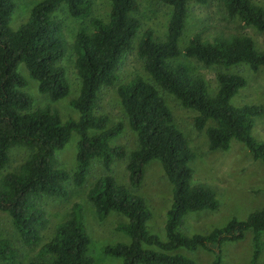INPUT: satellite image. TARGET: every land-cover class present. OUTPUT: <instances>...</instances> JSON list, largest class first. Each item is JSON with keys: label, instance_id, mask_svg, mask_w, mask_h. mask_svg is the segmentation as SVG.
<instances>
[{"label": "trees", "instance_id": "1", "mask_svg": "<svg viewBox=\"0 0 264 264\" xmlns=\"http://www.w3.org/2000/svg\"><path fill=\"white\" fill-rule=\"evenodd\" d=\"M171 8L163 38L150 29L140 33L141 23L135 16L138 0H110L107 21L91 20L92 31L79 29L74 34V67L80 81L76 97L70 98L78 117L62 120L50 102L69 95L66 72L61 63L68 42L61 20L54 17L60 6L75 19L92 13L89 0H41L33 5L27 20L16 30L10 27L15 10L13 0H0V170L9 162V151L23 147L28 157L16 172L0 176V212L7 213L26 246L37 244L48 225L46 212L40 207L42 197L66 198L67 183L80 187L85 182L93 159H101L109 169L115 159L128 157L126 170L130 187L141 185L146 165L158 160L172 187V204L167 211V240L160 241L148 231L151 212L144 199L129 195L127 189L110 175L97 179L87 192L99 219L110 212L122 215L118 230L129 243L107 245L105 255L120 258L122 264H197L180 254V248L203 249L215 254L212 264H221L220 246L242 240L252 233L253 254L250 264H260L264 242V206L251 212L245 220L232 218L222 228L206 234L187 236L178 231L183 217L190 212L214 211L216 193L203 184H193L194 159L184 134L176 128L173 117L159 90L173 97L187 109L196 112L193 126L205 131L210 151H227L230 143H242L254 160L264 162V142L252 135L255 118L264 115L260 104L234 106L231 99L247 86L240 74L219 72L217 90L211 94L205 80L192 69L174 60L183 55L203 66L225 69L246 65L253 72L264 68V51L257 49L246 34H210L204 39L195 33L183 49L178 41L186 25L190 3L204 5L208 0H157ZM225 15L264 33V10L252 0H220ZM204 35V33H203ZM206 36V35H205ZM137 41V55L149 79L139 75L118 86L119 100L130 129L136 134L137 148L126 156L125 149L111 141L121 134L123 124L110 126L106 115H98V94L118 78V67ZM24 64L28 75L37 82L39 93L50 102L33 108L26 93V79L18 72ZM76 134V167L73 173L59 167L57 152L63 150ZM74 205L69 217L55 225L52 237L41 246L38 256L29 264H94L88 256L91 238L84 218ZM0 262L18 264V253L6 239H0Z\"/></svg>", "mask_w": 264, "mask_h": 264}, {"label": "rangeland", "instance_id": "2", "mask_svg": "<svg viewBox=\"0 0 264 264\" xmlns=\"http://www.w3.org/2000/svg\"><path fill=\"white\" fill-rule=\"evenodd\" d=\"M39 1L41 0H13L15 10L11 17L10 27L16 30L24 23L31 7ZM89 1L92 4V13L83 19L72 18L64 6H60L54 13V17L63 22L68 42L67 53L61 61L70 88L66 98L50 102L46 95L39 93L37 82L29 77L24 64L18 67V72L27 81L25 91L33 100V108L44 107L50 102L52 108L58 109L62 120L78 117L77 112L70 105V98L77 96L80 84L74 67L75 54L72 47L74 34L79 29L91 32V20L100 18L107 21L110 12V0ZM252 1L264 10V0ZM138 6L139 9L135 16L141 23L140 33L150 29L156 37L163 38L166 34L171 8L157 0H138ZM197 32H203L204 35L203 33L200 35L204 39H210L208 36L216 33L246 34L254 40L258 50L264 51V33L227 17L220 0H208L204 5L189 4L185 29L178 41L179 49H183ZM137 41L138 39L134 41L131 51L121 61L117 70V81L112 86L104 87L98 94L96 108L98 115L108 117L110 126L117 122L123 124L121 134L113 139L111 144L123 147L126 156L137 148V137L128 126L117 89L120 84L127 82L135 75L149 79L143 68V59L137 55ZM174 61L189 66L194 74L201 76L211 94L217 90V73L228 72L242 75L247 80V86L231 99V104L234 106L260 104L264 108V68L253 72L246 65L228 69L220 66L207 67L183 55ZM159 92L171 111L174 125L184 134L194 152L195 157L189 164L193 170L192 183L203 184L214 190L218 202V207L214 211L201 210L187 213L178 231L187 236L206 234L224 227L232 218L245 220L251 212L264 206V162L254 160L245 146L236 140L231 141L227 151H210L205 131L198 132L193 126L196 112L184 108L172 95L162 90ZM251 135L256 140L264 142V115L255 118ZM77 140V135L73 134L63 150L57 152L59 167L69 173H73L76 167ZM28 155L29 151L26 148L10 149L9 162L4 169L0 170V176L8 172H16ZM127 162L128 157L115 159L107 169L103 166L101 159H93L82 186L75 187L71 182L67 183L70 193L66 198L42 197L39 205L46 212L48 225L41 232V240L37 244L24 245L11 217L5 212H0V239L8 240L17 251L18 264H29L31 261L48 259V256L39 257L38 252L41 246L52 237L55 225L69 217L74 205L78 206L76 214L84 218L88 235L91 238L88 256L92 258L94 264H122L120 258L105 255L103 249L107 245L129 243L128 236L118 230L119 223L126 219L116 212H110L103 219H99L93 205L86 197L94 182L105 175L112 176L117 183L123 185L129 195L144 199L151 212V218L147 223L148 231L160 241L165 242L167 240L165 223L167 211L172 204V187L164 175L162 165L158 160L150 161L145 167L141 185L132 188L128 182ZM260 239L264 242V233L261 234ZM253 249L252 233L248 231L242 240L224 242L220 246L221 264H250ZM172 254L183 255L197 264H212L215 260L213 252L203 249L190 251L180 248ZM259 262L264 264L263 250ZM0 264L4 263L0 262Z\"/></svg>", "mask_w": 264, "mask_h": 264}]
</instances>
